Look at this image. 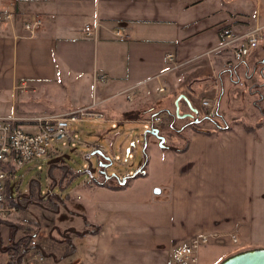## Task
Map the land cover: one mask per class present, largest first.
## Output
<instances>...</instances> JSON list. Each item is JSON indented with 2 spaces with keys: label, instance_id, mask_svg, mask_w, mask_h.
Segmentation results:
<instances>
[{
  "label": "crops",
  "instance_id": "obj_1",
  "mask_svg": "<svg viewBox=\"0 0 264 264\" xmlns=\"http://www.w3.org/2000/svg\"><path fill=\"white\" fill-rule=\"evenodd\" d=\"M258 6L264 16V0H0V88L10 89L15 102L28 103L30 96L42 92L50 105L0 104V117L63 115L98 104L107 122H115L110 112L125 115L123 122L131 124L137 116L174 113L158 109L156 95L173 93L180 78H185L182 88L190 83V93L178 95L196 110L192 94H208L202 97L205 101L219 97L220 75L226 78L223 93L228 97L237 78L247 80L251 64L245 60L242 69L229 74L230 66L217 63L220 34L264 26L254 14ZM4 13L13 19L5 21ZM34 18L41 26L31 35L24 23ZM85 26L93 28L95 38L85 36ZM113 30L124 32L126 39H115ZM168 54L175 56L178 70L167 63ZM100 76L106 77L105 84L98 82ZM260 79L253 75V80ZM180 103V113L189 110L186 101ZM233 110L229 119L238 123ZM222 112L226 119L229 115ZM18 122L25 131L36 132L32 123ZM237 123L213 135L190 131L185 147L168 152L166 175L145 171L120 189L113 182L100 186L86 180L78 185L66 198L70 205L71 196L75 200L70 235L89 243L81 264H170L176 247L205 234L217 236L213 244L221 251L217 258H204L201 248L199 264H219L235 253L264 249V125L249 133ZM103 135L108 142L114 140L106 132L97 136ZM73 138L70 129L68 140ZM59 146L48 157L57 155ZM86 146L103 152L96 144ZM56 210L59 214L60 207ZM24 223L36 227L31 252L51 253L42 244L47 226ZM70 242L75 244L74 238ZM51 256L37 264H60Z\"/></svg>",
  "mask_w": 264,
  "mask_h": 264
},
{
  "label": "rangeland",
  "instance_id": "obj_2",
  "mask_svg": "<svg viewBox=\"0 0 264 264\" xmlns=\"http://www.w3.org/2000/svg\"><path fill=\"white\" fill-rule=\"evenodd\" d=\"M255 8V16L260 19V22L264 23V16L260 7L258 6ZM249 29L251 28L246 30ZM236 32L241 34L243 30H238ZM217 55H220L217 63L220 62L219 64L223 68L235 65L232 62L231 53L229 51L220 50ZM245 60H249V64H251L249 71L247 72L248 77H250V74H252L251 67L254 65V63L252 65V62H261L264 60L263 47ZM178 67H173V70H178ZM238 69L242 68L238 67ZM225 79L224 75H220V87L222 85L220 94L222 90L223 92L224 90L226 91L223 82L226 81ZM239 79V84L231 85L229 88V91L231 90L230 96L228 95L227 97V95H224L223 93L221 98L222 101L220 100L219 115L221 116L223 113L222 111L229 115L226 116V119L221 116L228 128H233L237 123L236 121V123L231 122L232 119H229L232 117V113L229 111L233 109V111H235L233 112V116L240 121L238 122L239 124L255 126L258 121L264 122V102L259 100L254 94L249 93L250 90L254 88L253 86L255 83L259 81L253 80V77L246 80L243 75H241ZM184 80L185 78L183 80L180 78L177 81L176 89L173 93H171L170 90H167L165 93H157L158 109L166 107L170 110H175L176 104L179 109L181 108L182 105L180 100L183 95L179 96L178 93L189 92L187 87L190 85L188 82L185 89L182 88L181 83ZM157 82H160V80L153 81L152 84H157ZM196 88L198 87L196 86ZM0 91V104L8 108L15 106L20 107V105L23 104H32V102L36 103L35 106L40 108L44 107V109H48L50 107V105L47 104L45 94L42 92H39L37 97L30 96V101L27 103V101L21 102L22 100L20 99H17L18 102H15L11 97L10 89L6 90L4 87H1ZM192 96L194 97L192 104L198 110L202 111L203 108L201 103L204 100L202 97L208 96V94L206 95L203 92H197L194 95L192 94ZM218 98L217 95L214 98H207L206 100L212 104H216ZM62 99L64 102L66 101V97L64 96ZM169 100L173 101V105L169 103ZM182 109H184V106ZM109 115L110 116L107 115L109 119H112L115 122L104 121L96 124L91 122H80L72 124L70 129L74 138L71 141L66 140L62 142L58 147L57 155H51L45 159L25 163L22 167L17 168L12 174H10L8 179V193L14 201H19V206L14 207L9 205L7 200L0 205V249L3 250L5 247L12 246V244H14V242L20 237H23L24 234L32 236L31 233L35 231L36 227H29L26 224L27 222L24 223V221L29 220L47 226V228H44L45 236L42 244L46 243L49 246L51 253L55 256L58 263H83L89 249V243L86 240H81L70 235L71 232L69 230L70 228H68V222H70L71 218L69 217V213L75 200L73 199L74 196H71L72 199L70 205L66 197L70 195L78 185H83L86 180L92 182V179H97V166L99 165L97 156H91L86 160V157L89 156L92 151L90 147L86 146L87 144L93 143L101 147L103 152L107 153V157L111 158L113 161V165L111 166L113 174H116L121 178L128 172L131 174L136 172L145 161H147L145 171L148 172V174H151L152 172L157 174V171L163 175L168 173L167 170H169V166L167 154L170 151L161 150L158 147V141L154 137H148L146 152L145 154L142 152V134L148 129V126L141 121H145L149 117L141 118V116H137V118H139L138 120L131 124H126L123 122L126 120L125 115H117L110 112ZM161 116L162 118L159 116L161 119L160 126H163L164 129H159L161 136L166 139V145L173 148L185 147L189 132L195 131L192 128L186 129L179 138H176V136L173 135L172 130L168 129L169 121L167 116ZM213 119L220 126H223L220 119L217 117ZM255 120L258 121L254 122ZM183 124L184 122L177 121L173 124V128H180L181 126H184ZM200 128L208 132L215 130L214 125L207 121L203 122L200 125ZM101 132H106V135H110V138L114 140L108 142L105 135L97 136L98 134H101ZM88 172L89 174H87ZM111 182L116 184L115 180H111ZM129 182H131V180H129ZM37 204H41V207L46 211L38 207ZM27 205H29V207H27ZM56 206L60 207L59 214H56ZM11 209L15 210L11 211ZM75 222L77 224V220ZM23 231L25 232L21 233ZM18 232L19 234H17ZM70 238H74L75 244L70 242ZM229 246L231 249L235 247L231 244H229ZM220 251L221 249L219 250L218 246L213 244V242H210L202 247L200 255L201 257L203 256L204 258H207L214 254L217 258ZM51 253H44L43 256H37L30 252L23 256L21 264H37L38 261H35V258L42 257L44 260L45 255L51 258ZM8 260L9 258L7 254L2 253L0 250V264H8Z\"/></svg>",
  "mask_w": 264,
  "mask_h": 264
},
{
  "label": "built area",
  "instance_id": "obj_3",
  "mask_svg": "<svg viewBox=\"0 0 264 264\" xmlns=\"http://www.w3.org/2000/svg\"><path fill=\"white\" fill-rule=\"evenodd\" d=\"M3 19L9 21L13 19L11 13H4ZM41 22L37 18L24 23L25 30L34 35L40 28ZM85 36L87 38H95L96 34L93 28L85 26ZM112 36L117 40H125L126 35L121 30H113ZM221 42L217 50L229 51L231 53L232 62L234 64L243 62L250 55L264 50V26H254L244 32L237 33L235 31L224 29L220 34ZM166 61L169 65L175 66V56L168 54ZM98 82L105 84L107 79L100 76ZM159 92H163L160 88ZM93 104L76 111L63 115L42 116L20 120L14 117H0V205L6 200V190L10 169L16 170L25 163L34 160L45 159L54 146L70 138V128L72 124L80 122L100 123L106 121L105 115ZM202 107L206 110L207 117L215 118V104L209 101H202ZM18 121H26L32 123L36 128V132L25 131ZM146 126L154 125L158 128L161 124L159 117L151 120L149 117L143 121ZM15 209H11L14 211ZM4 215V214H3ZM216 235H199L192 238L188 243L176 247L171 255L170 264H199V251L202 247L210 242H217ZM231 241L236 243L237 240L231 236ZM30 246H36L35 240ZM39 256V255H37ZM10 260V257H8ZM43 258H35V261H41ZM8 260V261H9Z\"/></svg>",
  "mask_w": 264,
  "mask_h": 264
},
{
  "label": "water",
  "instance_id": "obj_4",
  "mask_svg": "<svg viewBox=\"0 0 264 264\" xmlns=\"http://www.w3.org/2000/svg\"><path fill=\"white\" fill-rule=\"evenodd\" d=\"M260 63L264 65V61H262ZM243 65H245V63ZM233 72H235L234 68L231 70H228L229 74H231ZM251 77L252 76L247 77V79L248 78L250 79ZM239 82H240V79L237 78V80L234 83L239 84ZM221 88H222V85H221ZM222 95H223V90H222V92L218 98L217 103H216V117L218 119L222 120L223 126H220L214 119H211L209 117H203V118L199 119V112L196 109L192 108L191 105L189 104V102L184 97H182V99L187 102L188 108L192 112L193 115H189V114L180 115L179 108L177 107V104H176V109H175L174 113H171V112L166 110L163 112H157V113L153 114L150 118H151V120H153L154 118L159 117L162 113H165L172 120V122L170 124V129L173 130L174 129L173 124L176 122V120H183V119L194 117L193 121H191L190 123H188L185 126H182L180 129L175 130L177 134H180L181 132H183V130L185 128H188V127H191L194 125H199L204 121L210 122L218 130H227L228 126L223 121V119L221 118V116L219 115V112H218L219 111V104H220V100H221ZM149 136L154 137L158 141V147L161 150H165V151H176L177 150L176 148H173V147L166 145V143H165L166 139L163 136H161L159 128L155 127L154 125H150L148 127V129L145 130L144 133L142 134V140H143L142 152H143V154H145V152H146L147 139ZM91 156H100L104 160L108 161V164L106 166H104L105 171L103 173H101L102 176L104 177V180L102 182H99L97 180L92 179L93 183L98 184L100 186L107 184L108 181L115 180L117 186L123 187L127 184V182L129 180H133V179H135L139 176H143L145 174V167H146L147 161H145L143 163V165L136 172L132 173L131 175H127V176H124L122 178L117 176L116 174H111L108 176L106 169L113 165L112 159L109 157H105V155L103 154V152L101 150L92 151L90 153V155L86 157V160H88V158ZM98 167H101V163H99ZM87 174H89V172ZM219 264H264V249H252V250H248V251L238 252L236 254H233V255L225 258Z\"/></svg>",
  "mask_w": 264,
  "mask_h": 264
},
{
  "label": "trees",
  "instance_id": "obj_5",
  "mask_svg": "<svg viewBox=\"0 0 264 264\" xmlns=\"http://www.w3.org/2000/svg\"><path fill=\"white\" fill-rule=\"evenodd\" d=\"M241 66V63H237L235 65H231L230 68H238ZM255 87V86H253ZM254 89V88H253ZM252 89V90H253ZM167 119L169 121V124H168V129H170V123H171V118L167 116ZM238 125H241V127L246 131V132H249V133H253L255 132L257 129H259L260 127H262L264 125V122L263 121H258V123L255 124V126H249V125H246V124H238ZM160 129L163 130L164 127L163 126H160ZM195 132H198V133H201V134H204V135H213V134H216L218 132H220V130H218L217 128H215V130L213 131H206L202 128H198V129H194L192 128ZM231 128H228V130H230ZM15 170L13 169H10V174H12ZM33 185V184H32ZM109 185V183L105 184L104 186H107ZM122 187H119V186H116V189H120ZM6 199L7 201L9 202V205H12V206H19V201H14L12 198L9 197V194H8V184H7V190H6ZM22 238V239H21ZM32 242V237L30 235H27L25 234L23 237H20L16 242H14V244H12V246H9V247H5L3 248V252L7 254L8 257H10V260L8 262V264H21L22 263V258L25 254H28L30 253L34 248V246H30V243ZM24 243V244H22ZM36 255H39V252L37 251L35 253ZM15 259V260H14ZM13 261V262H11Z\"/></svg>",
  "mask_w": 264,
  "mask_h": 264
},
{
  "label": "flooded vegetation",
  "instance_id": "obj_6",
  "mask_svg": "<svg viewBox=\"0 0 264 264\" xmlns=\"http://www.w3.org/2000/svg\"><path fill=\"white\" fill-rule=\"evenodd\" d=\"M240 63H242V62H240ZM233 69V68H232ZM257 74V76L258 77H260L261 78V80L259 81V82H257L254 86V91L251 89L250 90V94H254L255 96H257L258 98H259V100H261L262 102H264V65L263 64H259V65H257V66H252V77H253V75L254 74ZM251 77V78H252ZM203 108V107H202ZM215 108H216V104H215ZM197 111L199 112V119L200 118H203V117H207V115H206V110L203 108V110L201 111V110H198L197 109ZM215 111H216V109H215ZM183 114H189V115H193L192 114V112L190 111V110H187L186 112H183V113H180V115H183ZM202 115V116H201ZM204 115V116H203ZM215 116H216V113H215ZM160 118V117H159ZM222 118V117H221ZM194 120V117L193 118H187V119H183V120H176V122L177 121H182V122H184V126L185 125H187L188 123H190L191 121H193ZM171 122H172V120H170ZM221 122H222V120H220ZM204 122H206V121H204ZM203 123V122H202ZM201 123V124H202ZM171 124V123H170ZM201 124H199V125H194V126H191V127H188V128H185L184 130H183V132L186 130V129H191V128H194V129H198V128H200V125ZM222 124H223V122H222ZM161 125V124H160ZM160 125L158 126V128H160ZM182 127V126H181ZM180 127V128H181ZM180 128H174L173 130H172V133H173V135L174 136H176V138H179L180 136H181V134L183 133V132H181L180 134H177L176 133V131L175 130H178V129H180ZM172 139H173V137H172ZM166 143V142H165ZM97 149H99V148H96L95 150H97ZM94 150V151H95ZM103 154L105 155V157H107V153H105V152H103ZM97 161H98V164L99 163H101V167H98L97 166V181H99V182H102L103 180H104V177L102 176V174L101 173H103L104 171H105V168H104V166H106L107 164H108V161H106V160H104L103 158H101L100 156H97ZM106 172H107V175L109 176V175H111V174H113V171L111 170V167H109V168H107L106 169ZM108 183H111V181H108Z\"/></svg>",
  "mask_w": 264,
  "mask_h": 264
}]
</instances>
